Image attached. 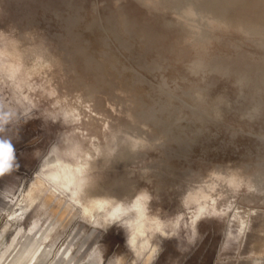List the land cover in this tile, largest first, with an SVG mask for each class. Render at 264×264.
Wrapping results in <instances>:
<instances>
[{
	"label": "rangeland",
	"instance_id": "obj_1",
	"mask_svg": "<svg viewBox=\"0 0 264 264\" xmlns=\"http://www.w3.org/2000/svg\"><path fill=\"white\" fill-rule=\"evenodd\" d=\"M60 1L63 2L64 4L62 5ZM71 1L70 0H57V3H58L57 4L56 0H49V1L48 0H36L33 3V5H31L32 7H30V10L32 12L31 14H32L33 21H31V22L28 21L29 22L28 23V22H26V20H20L21 22H18V25L13 26V25H11L13 20L15 18L20 17L21 14L24 13V10L22 7L18 6L15 3L13 6L12 0H9V1L0 0V33L2 32L4 34L3 31H5L7 33L10 32V34L12 32V35H15V34H19V32H21L23 30V32L26 31L25 33L32 35V37L35 40L34 41L32 38V41H33L32 43H34L35 45H37V44L41 45V42L37 41V39H38L37 37H39V36H42V44L47 45L46 42H49L48 39H50L49 38L50 36L48 37L47 41H45L44 39L47 38L48 34L53 36V37H51V39L52 38L54 39V37H55V35H53L54 33H57V34L63 33L66 30L70 34L71 33L77 34L75 40L73 41V45H74L75 50L78 47H79L78 49H80L81 46L83 47L85 44H87L88 36H86V35H88L89 31L97 32L99 34H103L105 37L108 36L107 38H109V36L111 34H114L113 36L116 38V40L119 44H122V45L128 47L136 55L135 58L132 59V61L134 63H138V64L142 65V68H137L139 66H137V64H133V65H136V66L132 67L133 72H135V73H138L139 71L143 72L141 75L143 77H145L146 80H148L151 85L152 84H153V86L155 85L156 88H158V87L162 88V86H158L159 83L158 82L156 83V79L157 80L160 79L159 82L163 80V84H165L163 87L166 89H169V91H171L172 94H174L173 96H174V99L177 103H179V102L182 103L183 101H185V102H183V104H184V107L186 109L185 110L186 115L184 116V118L181 119L182 123H187L188 121H191L190 120L191 114H189L190 109H192V110L194 109L193 111L201 112L196 108L197 103L190 97V95H187V93H186L187 91H190L196 87L199 88V86H200V88H205V87H207V85L211 84V85H213L212 90H213V88L215 90V91L213 90L214 92L221 91V93L227 94V91H230L228 89L232 88L231 91L232 90L235 91L234 87L236 86L234 82H231L232 81L231 79H230V82H231V84H230V83H228L229 78L227 79L223 75L221 76V74L214 72V71L212 73H210L209 72L210 70H208L206 68L200 70L199 72L198 71L193 72V70H191V68H190V64L192 63L193 57L194 58H195V56L197 57L198 54H200V55L203 54L202 56L207 57V58L209 56H212V55L214 57L216 56V58H218L217 56H220V54H221V56H225V57H233V56L238 55V53H237L238 51H241V52L243 51V52H245V54H246V52L250 53V54H247V56H250V59L255 57L254 58L255 63L253 65L258 66V64H257L258 60H256V59L257 58L259 59L260 57L264 56L263 52L261 50H259V48L255 45L254 39L252 40L251 38L245 37L246 39H248V40H246L245 38H243L242 35L234 34V33L223 31V30L220 31V29H218V28L216 29V27H215V30H213L214 29L213 25H210L211 27L209 26V30L211 31V36H212V34H213V36H212L211 40L206 43V44H208V46L205 44V47H206L205 48L204 45L203 46L195 45L194 41L189 40V37H191L190 36L191 33L189 34L188 31L190 29L185 24L181 25L182 24L181 22H179V23H181V24H179L178 22H175V20H174V11L176 10L178 12H182V9L185 5V0H184V2H181L183 7L178 6L179 5L178 4L176 6V8H173L171 11L164 12V13L161 12L160 10H152L151 11L150 9H148L145 6L144 3H142V4L140 3V2H142V0H119V2L121 1L120 3L118 2V0H109L108 2L105 0H102V1H100V0H89L90 2H88V0L87 1L86 0H80V1L77 0V2H75V3H73L74 0H71ZM99 1L101 4L99 3ZM78 2H80V3H78ZM105 2H107V3H105ZM114 2L116 5H114ZM189 2L187 1L186 5H189L190 4ZM54 3H56V4H54ZM81 3H83V4H81ZM138 3H140V5H138ZM41 4H43V5H41ZM96 4H99V5L97 6ZM143 4H144V6H143ZM87 5H89V6H87ZM106 5L107 6L110 5L108 8L110 9V7H111L112 11L109 10ZM44 6H45V8H44ZM49 6H51L53 8H51ZM69 6H71V8H70L71 10L69 9ZM116 6L117 7L121 6L120 7L121 9L117 8ZM15 7H17V8H15ZM88 7H89V9H88V11H86ZM180 7L182 9H180V10L177 9ZM13 8L16 10L14 11ZM116 8H117V10L119 9L120 13H119V11L115 10ZM133 8L135 10H133ZM39 9H41V10L39 11ZM131 9H132V11H131ZM63 10H65V11L63 12ZM124 10H125V13H124ZM73 11H78L82 21L80 20L78 23H72L71 24V22L69 21L68 15ZM104 11H106V13ZM85 12L86 13L88 12L87 16H86ZM158 12H159V15H158ZM47 13H49V14H47ZM65 13H67V15ZM80 13H82V14H80ZM50 14H51V16H50ZM62 14H65V15H62ZM88 14H90L91 16ZM124 14L125 15L129 14V15L125 16ZM161 14L164 18L161 16ZM107 15H109V16H107ZM132 15H134L135 17ZM64 16H66L67 18H64ZM89 16L90 17L93 16V17L90 18ZM115 16H117V17H115ZM149 16H151L152 19L153 18L154 19L152 20L151 17H149ZM155 16L156 17L160 16V17H158L156 19ZM128 17L130 20L127 19ZM130 17L133 18V22H132V19ZM143 17H144V19H142ZM147 17H148V20L150 19L149 21L147 20ZM108 18H109V20H107ZM139 19H140V21H139ZM164 19H165V21H164ZM110 20H112V21L110 22ZM166 20H168V21H166ZM172 20H174V21L171 22ZM155 21H156V23H155ZM94 22H95V24H94ZM112 22H114V23H112ZM153 22L155 24H153ZM54 23H55V25H54ZM150 23H152V24H150ZM169 23L170 24L173 23V24L170 25ZM56 24H57V26H56ZM73 24L75 27L73 26ZM161 24H163V25H161ZM165 24H167L169 27L170 26L171 27L169 28ZM50 25L52 27H50ZM67 25H68V27H67ZM86 25H88V26H86ZM153 25H155L157 27L163 26V28H164L162 37H160L159 42L156 43V45H158V44L159 45L158 46L154 45L157 51L154 49L153 46L150 45L152 47L151 48L148 45V43L146 42L145 37L143 35H141L142 26L144 27L143 30H145V27H147L146 29H148L150 27H153ZM184 25H185V27H184ZM29 26H31L32 30L29 28ZM42 26H43V29H42ZM45 26L47 28L49 27L50 29L52 28L51 30H53V31L46 29ZM7 28L9 30L11 28V30L9 31ZM14 28H15V30H14ZM12 29L14 30V32ZM36 29L38 32L36 31ZM127 29L131 30V31H127ZM167 29H170L171 32H170V30H167ZM41 30L46 32V35L44 32H43L44 33V35H43ZM54 30H56V32ZM60 30H62V32H60ZM77 30H78V33H77ZM182 30L185 31L184 33H188L189 36H188V34H183ZM57 31H59V32H57ZM179 31H180V33H179ZM213 31H215V32H213ZM216 31L218 33H216ZM28 32H30V33H28ZM190 32H191V30H190ZM38 33H41V35H39ZM215 34L218 35L220 39L219 38L218 39L213 38V37H216ZM174 35L175 36L177 35V36L175 37ZM179 35H181L180 37L182 39V42H184L183 44L179 41L180 37L178 40ZM182 35H186L188 37L182 36ZM35 36H37V37H35ZM238 37L241 38V40H239ZM260 37L263 38L264 36H260ZM260 37H258V38L256 37V39L261 40L262 38H260ZM2 38L3 37L0 36V43L2 42V44H0V46L4 47L3 45H5V41ZM186 38H187V40H186ZM229 38H230V40H229ZM232 38L234 40H232ZM39 39L41 40V37ZM53 39L50 40V43H49L50 45H52L55 42V40H53ZM225 39L227 40V42H224V41H226ZM43 40L45 41V43H43L44 42ZM188 40L192 44H189ZM228 40L232 43L231 44V45H233L232 47H235V45L239 41L238 43L240 46L238 44L236 46H238V48H240L242 46L241 48H246V49L242 50L240 48L241 50H239L237 47H235V49H233ZM242 40L245 42L244 43L245 47L242 44L243 43ZM84 41H85V43H83ZM161 41H163L164 43L162 44ZM170 41H171V43H170ZM176 41H179L180 43L176 42ZM216 41L217 42L220 41V42L217 43ZM173 42L176 43L174 46H173ZM234 42H236V44ZM80 43L83 45H81ZM187 43H188L189 47L187 46ZM193 43H194V45H193ZM226 43H228L229 46H226L227 45ZM178 44H179V46H178ZM246 44L249 47L248 46L246 47ZM161 45H163V46H161ZM251 45H253V46H251ZM167 46H168V48H167ZM176 46L178 47L177 50L179 52L178 51L176 52L175 51L176 49L173 48ZM185 46H187V47H185ZM197 47H199L200 49L199 48L197 49ZM186 48H188V49H186ZM247 48H248V51H247ZM2 49L0 48V51ZM171 49H172V51H171L172 54L170 52ZM185 49H186V52H185L186 55L184 53ZM145 50H147V51H145ZM149 50H150V52H149ZM153 50H154V52H153ZM168 50H169V52H168ZM205 50L207 51V53ZM235 50H236V52H235ZM250 50H252V51H250ZM115 51H117V53L119 54V55L118 54L117 55L121 59H123V60L128 59V57L126 56L127 54H125L124 51L117 50V49H115ZM158 51H160V52L158 53ZM161 51H164L165 53L161 52ZM194 51L197 53V55H196V53H194ZM198 51H202V52L198 53ZM227 51H229L228 52L229 54L227 53ZM122 52L125 54V56ZM175 52H176V54H175ZM251 52H252V54L253 53L254 54L252 55ZM258 52L260 53L259 55H258ZM121 53L123 54V57H122ZM168 53H169V56L167 57ZM183 53H184V55H183ZM146 54H148V55L146 56ZM163 54H164V56H163ZM179 55H181V56H179ZM155 56H157L156 57V58H158L157 60H156ZM3 57H5V58H3L5 60V62H7V61L9 62V60H11L10 57H8V56L3 55ZM6 57L9 60L8 59L6 60ZM147 57H149V59H147ZM159 58H160V60L163 58L161 62L159 61ZM167 58H169V59L167 60ZM216 58H214V59H216ZM76 59H77V61H80L83 59V56H81L80 54H76L75 58L73 59V62H74L73 65L76 64V65H74L75 70H72L73 72L70 71V72L65 73V74L71 73L69 76L70 78L68 77V74L64 75V73L62 75L58 74L57 76H59V77L58 78L54 77L53 79L50 78V76H48V73L46 74L48 77H46L45 74L43 75V74L38 73L37 75H39V77H36L37 76L36 73L33 74V78L29 77V81H30V79H32V81H30L31 85H30V89L28 92L29 94L27 93L26 95L21 93L22 91L20 89L14 88L12 86V83L9 81L8 77H0V81L3 83L2 84L0 82V93H1L0 94V145L9 146L11 148V151L8 153L6 158H4L3 160H0V164H2V168H0V264H61V262H62L61 256H63V255H65V257H66V259H65L66 264H227V263L228 264H233V263L234 264H240V263L245 264V262H243V261H246V260L248 261V262H246L248 264H263V262H264V248L259 253L255 254V255L248 253L247 249L249 250V247H250L249 246V240L246 238L245 234H241L239 237H235L236 235L234 236V234H238L237 230H235L237 228L234 225V222H231L229 220L230 219L229 214L204 213V214H201L198 218H196L194 220V223L191 225L192 218H191V214L188 212V210H185L182 208L183 209L182 213L180 215H178L180 213L181 207H178L177 199L174 196V194H172L171 189L167 193L162 194L160 198H151V200H150L151 203L149 205L148 210L151 214L156 216V218L159 222H161V227L163 228V231L160 229H157V230H153L152 228L148 229L146 233L148 235V238L150 239L151 244L154 245L152 255H151V257H149V254H150L149 250H143L138 255L137 253H135L136 251L134 248H131L130 245H129V248H127V246H126V238H127L126 235H129V231L127 230V228L125 227V224L122 221H120L119 219L113 218V219L105 220L106 222H103L101 225H99L98 223L95 224L93 222L95 220V218H97V216H101V214H103V212L100 211L99 208H97V207L93 208L92 214L95 217H92V218L89 217L88 214L85 213L86 209L83 207V205L78 203L72 197V195H70L68 192H66L65 190H63L62 188H60L59 186H57L53 182L47 180L43 176L42 171H43V168L45 169V167H44V165L46 164L45 162L53 160L57 156L58 153H62L63 151L66 150V148H68L69 146H71L75 142H79V141L85 142L87 140L86 138L88 136H91V132L93 133L95 131L94 130L95 126H96V129H97V127H101V130L103 129V133H105V134L107 133L109 135H111L113 132L118 131L119 129L124 128V126L126 128H128V127L132 128L131 123H133V121L131 118H129L127 111H126V104H125L126 103L125 98L127 97L126 94H124V92L122 90H118V89H120L119 86L118 87L115 86V88H113L114 91H106V90H108V89H106L107 87L103 86L102 89L100 91H98L96 95H99L98 100L104 99L106 101L105 102L103 100L105 102V104L103 105L104 102L101 103V101H99L97 103V100H96L97 96L95 97L96 99H93V98L89 99V100H91V99L96 100V102L95 101L92 102L93 100L89 101L88 100L89 97L86 95V90H85L84 86L88 85L89 83L93 84L95 74H93L92 72H89V70H91L89 68H91V67L88 63H86L85 61L82 60L81 62H79V63H81L79 65V63L76 61ZM154 60L157 62H153ZM126 61H128V60H126ZM254 61L252 60L251 63H253ZM150 62L153 65L150 64L151 65L150 66L149 65ZM82 63H85V64H83V66H82ZM148 65L152 68L148 69L149 68ZM155 66H157V67H155ZM182 66H183L184 70L182 69ZM158 67H160V68H158ZM81 69H83V71ZM158 69H160V70L162 69L165 73L162 70L160 71ZM165 70H168V71H165ZM171 70H172L173 75H172V73H168L169 71L171 72ZM204 70L207 71V75L209 74L208 76H205L206 72ZM91 71L94 72V70H91ZM174 71L176 73H174ZM178 71L180 74L178 73ZM156 72H158V73H156ZM183 72L186 74L188 73L187 76ZM81 73H83V74H81ZM167 73L172 75L171 79ZM72 74L73 75L76 74V75L72 77L71 76ZM89 74H90V77H89ZM163 74H166V75H163ZM176 74L178 76H180L179 77L180 79L178 78V76H176ZM203 74H205V75L203 76ZM211 74L214 76H212L210 79L209 77L211 76ZM40 76H41V78H40ZM188 76L192 79L194 78V80H192V79L190 80V78L188 79L187 78ZM197 76H198V80L195 79V78H197ZM35 77L38 79V81H36ZM87 77H88V79H87ZM214 77H215V79H214ZM49 78H50V80H49ZM62 78H64L63 79L64 81H65V79L70 80V81H68V83H67V81L63 82V81H61ZM153 78L155 79V81L154 80L151 81V79H153ZM51 79H52V81H51ZM54 79H55V81H54ZM58 79H60V80H58ZM84 79H85V81H84ZM167 79L169 80V82L166 81ZM203 79H205L207 81L209 79L210 80L207 82ZM180 80L183 81L186 85L184 83H182V85H181V83H179V82H181ZM195 80L198 81V84H200V82L202 84L205 82L204 86L202 84H200V85L196 84L197 82H195ZM225 81L228 85L226 83H224ZM51 82H52V84L54 82H56V83H54V86L57 88L55 91L56 96H55V94H51V93L47 92L49 90V87H52V85L50 84ZM188 82H189V84H188ZM34 83H36V84H34ZM63 83H65V85ZM172 83H173V85H172ZM260 83H261L260 81H257L258 85ZM58 84H62L65 87L62 88V85L58 86ZM263 84H264V82H262L260 85L262 86ZM80 85H81V87H80ZM169 85H170V87H169ZM174 85H176V87ZM211 85L209 86L210 88H211ZM223 85H224V87H221ZM226 85H227L228 89L225 88ZM177 86H178V88H177ZM45 88H47V89H45ZM181 88H182V90H181ZM215 88H217V89H215ZM221 88H222V90H221ZM170 89H173V90H170ZM174 89H176V91L179 90V91H177L178 94H176L177 92ZM58 90H60V92H58ZM223 90H225V91H223ZM75 92H76V94H73ZM117 92H118V94L121 93L122 96H121V94L118 95ZM15 93H17V94H15ZM58 93H60L61 96L65 97V99L62 100L61 102L56 101V97H57ZM102 93H104L108 97H110V100L109 99L107 100L108 97L106 98L105 95ZM229 93L230 92H228L227 95L229 97L232 96V94L231 93L229 94ZM19 94H20V96H18ZM60 94H58V95H60ZM100 94H101V96H100ZM78 95L83 96L84 98H82V99L83 100L86 99L85 101L88 100L87 103L90 104L91 107H93V108L90 107L91 110L93 109V112L91 110H89V111L92 112V114L96 113V117H98L97 118L98 120H95V122H97L96 124H98V125H96V124L94 125V122H91L92 124L89 123L90 121H93L94 119L90 120V119H88V117H87V119L89 120L88 122L85 121L86 118H84V120L82 118V120L84 122H87L86 124L85 123L83 124V122H79L80 119H77V121H76V120H72L69 117L65 116V113H64L65 106L64 105H67L71 99H74ZM123 95L125 96V98H124L125 100L123 99ZM16 96H17V98H16ZM119 96H121V97H119ZM179 96H180V98H179ZM181 96H185V97H181ZM115 97H116V100L115 99L113 100V98H115ZM178 98L182 99L183 101L181 102V100H179ZM68 99H69V101H68ZM112 100L114 101V104H112V102H113ZM118 100L120 101V103ZM18 101H19V103H18ZM191 101H193V102L191 103ZM11 102L14 103V104L13 103L12 104H13V106H16V108L12 106ZM89 102H91V103H89ZM115 102H117L118 104ZM188 102L190 104H187ZM119 104L121 106L120 111L118 109ZM263 104H262V106H260V110H263V117L261 116L263 120L261 119V117H260V119L264 122V105ZM3 105H4V107H3ZM113 105H116L117 107L113 106ZM186 105L189 107H187ZM193 105L195 106L194 108H193ZM103 106H105V107H103ZM122 106H124V107L122 108ZM190 106H191V108H190ZM97 107L101 110H99ZM105 108L107 109L106 111H105ZM207 110L208 111L210 110L211 112L209 111L210 112L209 113L208 111H206L207 113H203L202 116L208 121V123L213 128L212 130H210V131H212L211 133L214 135L216 134V135L215 136L212 135L211 137H209V139L208 138L205 139V141H203V140L199 141L198 144L203 145L204 142H207L206 140H209L208 144H207L208 146H206V147L195 146L189 150V153L187 156L178 155L177 154L178 151L173 150L175 152L174 153L175 155L172 154L171 157L169 158V160H166V161L167 162L170 161L171 164H173L172 162H175L176 165H178V166L180 165L181 168H182V166H184L183 163H185L184 167H187V166L192 167L193 166L192 169H195V170H193V174H194V172H195V174H196V172L200 173V177H203V178H206L207 175L209 178L210 177L213 178L214 177L213 175L214 174L217 175L218 172H220V171L222 172V169H223V172H225V170L227 171V169H229L230 167H232L230 169L233 170L234 166H236L237 168H236V172H235V168H234L233 172L238 173L239 171H237V170L238 169L240 170L239 166L243 167V165L245 166L246 164L248 165V164L252 163V164H250L251 165L250 170H248V168H250L249 167L250 165H248V168H246L247 166L243 167L246 170L241 168L240 174L244 173V171H246V172L240 176L243 178L245 176L246 177L244 179L242 178L238 183L229 182V180H228L229 178H225V175L223 174V172H222V174L220 172V174H218V176H215L214 178H216V179H214V181L215 182L217 181V183H219V186H218V184L216 185L217 188L220 187L219 190H221L222 188L225 187L223 190H226L227 193L230 191L229 194H227L228 196H226V193H223L226 197L224 196L225 198H222V197L219 198V202H223V200H225V199H227V200H225L224 202L229 201L230 199L232 200L233 197H231V196L235 195L233 200L234 201L236 200V203L243 205L245 207H255V208L263 210L264 199L261 200V198L264 195V193L262 191H259L258 185H254V184H256V182L252 181L253 179H252V177H250V174H251L250 172L252 171V168H253V170L254 169L258 170L260 167L264 168V164L262 163V161L264 162V160L262 159L264 157V154H263L264 153V149H263L264 145L262 144V143H264V140H263L264 133H263V136L260 135V133H262V132H261V130L258 131V128H257V126H261L263 124V122H261L260 119L255 120V123L253 122L254 124H252V125H253V127L255 126V128H256V134H255L254 133L255 130H253L254 132L252 131V133H251L252 125L250 127V125L243 122L241 120V118L237 115V113L235 112L234 109H233V111L230 110L229 113L224 114L221 117L220 121L215 119L216 118L215 113L212 109L207 108ZM102 111L105 113L108 112V114H106L107 116L105 114H103ZM87 113L89 114V112H87ZM98 114L101 115V117H103V119H102L103 122L101 121V118ZM125 114H127V115H125ZM121 115H123V116H121ZM83 117H85L84 114H83ZM112 117H113V119H117V120H115V122H112L113 121ZM124 117H126V118H124ZM231 117H233V118H231ZM238 117L240 119H238ZM119 118H122V119H119ZM118 119H119V121H118ZM187 119H189V120H187ZM258 120L260 122H257ZM98 122H100V123H98ZM221 122H224V124L225 125L227 124V125L225 126ZM226 122H228V123H226ZM232 122H234V123H232ZM212 123L215 126L217 124L221 123L222 127L215 128V126ZM239 123H241V124L238 125ZM90 124L93 125L91 127H93L92 129L94 131H92L90 127L89 128L91 131L89 130L87 125H90ZM140 124L145 126V127L147 126L146 128L143 126H139V128L142 130L141 134L145 137V140L147 141V143H151V142L154 143L155 137L153 135L151 128L149 127L150 128L149 129L148 125H146V124H143V123H140ZM99 125H101V126H99ZM232 125H233V127H232ZM246 125H248V126L245 127ZM86 126H87V128H86ZM103 126L104 127L106 126V127L104 128ZM113 126H114V128H113ZM186 126L190 127L191 124L188 123ZM223 126L225 129L223 128ZM231 128H233V129L231 130ZM242 128H243V131H242ZM245 128H246V130H244ZM248 128H250V129H248ZM86 129H88V130H86ZM147 129H148V131H147ZM247 129L250 132H248ZM149 130H150V132H149ZM108 131H110V132L112 131V132L110 133ZM135 131H137V130H135ZM135 131H133V132H135ZM246 131L248 134L245 133ZM103 133L100 134V137L102 138V140L104 142H106L108 139L103 135ZM244 133L247 136L244 135ZM249 133H251V135ZM147 134H149V136ZM235 134H237V135H235ZM257 134H259L258 136H260V137H258ZM231 136H233V137H231ZM146 137L149 140H147ZM256 137H257V140H256ZM261 137H263V138H261ZM223 139H225V141ZM258 140L262 141V143L260 141V143L262 144L261 148L259 146L261 144L259 143ZM254 141H255V143L252 144V142H254ZM201 142H203V143L200 144ZM231 142H233V143H231ZM226 143H229V144L226 145ZM254 144H255V146L253 147L252 145H254ZM223 146H225V147H223ZM150 147H152V146H150ZM153 148H155V147H153ZM150 151H152V150H150ZM259 151H260V155L262 156L261 158H259L260 157ZM246 152H247V154H246ZM252 152L253 153L256 152V153H254V154H256L255 158H254V154ZM249 154H251V155H249ZM241 155H243V156L241 157ZM245 155H246V157H245ZM258 155H259V157H258ZM256 156H257V158H256ZM187 158L189 160H186ZM237 159H238V161H237ZM251 159L253 160V162ZM256 159H257V161L259 159H261V161L259 160L261 162V164H259V166L256 164V162H257ZM246 160L248 162H246ZM230 161H231V163H230ZM243 161H245L244 163H246V164L243 163V165H242L241 163ZM259 161H258V163H260ZM211 162H213V163H211ZM223 162H225V163H223ZM238 162H239V166H238ZM216 163H218V164L221 163V164L216 165ZM228 163L230 165H228ZM233 163H234V165H233ZM222 164H224V166H226V168L223 167ZM211 166L213 168H215L218 172L216 170H213V168ZM217 166H221V167L220 168L218 167L219 168L218 169ZM252 166H254V167H252ZM256 166H257V168H256ZM158 167H160V165H158ZM208 167H209V170H208ZM210 169H212V170H210ZM242 170H243V172H242ZM260 170H263V169L261 168ZM210 171L211 172L213 171L214 174L212 175ZM176 172H178V174H181V172H179L178 170ZM208 172H210V173L208 174ZM203 173H205L206 176L202 175ZM254 175H256V174H254ZM222 176L224 179L222 178ZM208 177L206 179L209 180ZM217 177H219V178H217ZM218 179L220 180L219 182H218ZM250 179H251V181H250ZM224 181L226 183L225 184L226 186L224 185V187H222L223 185H221V183L222 182L224 183ZM243 181H246V182H243ZM241 182L244 183V185H242ZM246 184H248L250 187L248 188V185L245 186ZM254 186H256L257 188ZM238 187L239 188L241 187V188L239 189ZM252 187H253V189H252ZM226 188H230V190L226 189ZM232 188H234V189H232ZM247 189L249 192L247 191ZM236 190H238V194H237V192L235 194ZM252 190H255L256 193H254ZM222 192H225V191H222ZM236 196H238V197H236ZM249 196H250V198H249ZM48 197L49 198L51 197L53 199V202H50ZM228 197H229V200H228ZM56 201H59L61 203V205L66 207L68 212H69L67 215V217L68 216L69 217L68 218L66 217L65 219H63L64 222H61L62 218H63L62 213L54 208V206H55L54 204ZM241 202H243V203H241ZM256 204L259 205L260 207L257 206ZM60 215L62 218H59ZM231 219H233V218L231 217ZM113 220H119V221L117 223H113L111 226L107 227V225L112 223ZM175 220H177V221L175 222ZM121 225H123V227ZM196 225H197V227H195ZM181 234H182V236H181ZM244 246H245V248H243ZM36 247H38V250L36 252V254L38 256L28 262V260H27L28 253ZM243 251H245V254ZM246 251H247V253H246ZM4 254H7V257L4 260H2V257ZM70 259H72V260L69 262ZM237 261H239V263H237Z\"/></svg>",
	"mask_w": 264,
	"mask_h": 264
},
{
	"label": "bare ground",
	"instance_id": "obj_2",
	"mask_svg": "<svg viewBox=\"0 0 264 264\" xmlns=\"http://www.w3.org/2000/svg\"><path fill=\"white\" fill-rule=\"evenodd\" d=\"M7 1H9V0H7ZM35 1L36 0H12L13 6L15 3L18 6L22 7L24 10V13L21 14L20 17L15 18L13 20L12 24L11 23L10 24L13 26H16V25H18V22H21L20 20H26V22L33 21L32 14H31L32 12L30 10V7H32L31 5H33V3ZM100 1H102V0H100ZM100 1H99V3H100ZM105 1L108 2L109 0H105ZM187 1L188 2L190 1L189 5H186ZM75 2H77V0L73 1V3H75ZM88 2H90V1L88 0ZM107 2H105V3H107ZM118 2H119V0H118ZM181 2H184V0H142V2H140V3L141 4L144 3L145 6L148 9H150L151 11L152 10H160L161 12L164 13V12L171 11L173 8H176V6L178 4H179L178 6H182ZM56 3H57V0H56ZM56 3H54V4H56ZM78 3H80V2H78ZM140 3H138V5H140ZM61 4L63 5L64 3L61 2ZM81 4H83V3H81ZM144 4H143V6H144ZM41 5H43V4H41ZM96 5L98 6L99 4H96ZM114 5H116L115 2H114ZM185 5H184V7L182 6L183 9L181 7L177 8L179 10L182 9V12H178L176 10H175L176 12L174 11V20H175V22H178V23L181 22L182 24L179 23L181 25L185 24L191 30V32L189 30L188 33L189 34L191 33L190 36L193 39L191 37H189V40L194 41L195 45H197V46H203L204 45V47H205V44L207 42H209L213 36V34L211 36V31L209 30V26L213 25L214 26L213 30H215V27H216V29L218 28V29H220V31L223 30V31L234 33V34L242 35L243 38L247 37V38H251L252 40L254 39L255 45L264 54V39H263L264 37L263 38L260 37V36H264V0H185ZM71 6H69V9L71 8ZM87 6H89V5H87ZM109 6H107V8ZM49 7H51V6H49ZM120 7L121 6H119L117 8L121 9ZM15 8H17V7H15ZM44 8H45V6H44ZM51 8H53V7H51ZM117 8L115 10H117ZM88 9H89V7L87 8L86 11H88ZM111 9L112 8L110 7L109 10H111ZM119 9L117 11H119ZM15 10L16 9H14V11ZM40 10L41 9H39V11ZM133 10H135V9L133 8ZM64 11L65 10H63V12ZM131 11H132V9H131ZM104 12L106 13V11H104ZM87 13H86V16H87ZM119 13H120V11H119ZM124 13H125V10H124ZM47 14H49V13H47ZM65 14L67 15V13H65ZM65 14H62V15H65ZM80 14H82V13H80ZM88 15H90V14H88ZM128 15L126 14L125 16H128ZM158 15H159V12H158ZM50 16H51V14H50ZM107 16H109V15H107ZM132 16H134V15H132ZM161 16H162V14H161ZM92 17H90V18H92ZM115 17H117V16H115ZM149 17H151V16H149ZM158 17H160V16H157L156 19ZM64 18H67V17L64 16ZM68 18H69V21L71 22V24L72 23H78L81 20V17L79 15L78 11L71 12L68 15ZM127 19L130 20L129 17ZM131 19L133 22V18H131ZM142 19H144V17ZM151 19H152V17H151ZM107 20H109V18ZM147 20H148V17H147ZM174 20H172L171 22H173ZM111 21L112 20H110V22ZM139 21H140V19H139ZM164 21H165V19H164ZM166 21H168V20H166ZM112 23H114V22H112ZM155 23H156V21H155ZM155 23L153 22V24H155ZM94 24H95V22H94ZM150 24H152V23H150ZM172 24H170V25H172ZM51 25H50V27H52ZM54 25H55V23H54ZM161 25H163V24H161ZM165 25H167V24H165ZM185 25H184V27H185ZM46 26H45L46 29H49V30L52 29V28L50 29L49 27L47 28ZM56 26H57V24H56ZM73 26H74V24H73ZM86 26H88V25H86ZM154 26L155 25H153V27H150L148 29H146L147 27H145V30H143L144 27L142 26L141 35H143L145 37V40L148 43V45L153 46L154 49L156 50L154 45H156V43L159 42L160 37H162L164 28H163V26L162 27H159V26L154 27ZM67 27H68V25H67ZM167 27H169V26L167 25ZM29 28L31 29V26H29ZM42 29H43V26H42ZM10 30H11V28H10ZM14 30H15V28H14ZM14 30H13V32H14ZM56 30H54V31L56 32ZM167 30H170V29H167ZM36 31H37V29H36ZM51 31H53V30H51ZM127 31H131V30L127 29ZM3 32H4V34L2 36L3 37L2 39L5 41V45H3L4 47L0 46L1 49L3 48L0 51V77H8L9 81L12 83V86L16 89L17 88L20 89L22 91L21 93H23L24 95H26L29 92L30 85H31L30 81H32V79H30V81H29V77L33 78V74L36 73V75H37L39 73V74H43V75L45 74L46 75L48 73V76H50V78H52V79L54 77L58 78L59 77V76H57L58 74L62 75L64 73V75H67L68 73L65 74L66 72H70L72 70H75L74 65H76V64L73 65V63H74L73 59L75 58L76 54H80L81 56H83L82 60L90 65L91 68H89V69L94 70V72L91 70H89V72H92L93 74H95L93 84L89 83L88 85H85V86L83 85L85 90H86V95L89 97L88 100L90 98H93V99L97 98L96 99L97 103L99 101H101V103L104 102L105 101L104 99H103L104 101L101 98H100L101 100H98L99 95H96L97 92L100 91L103 86L107 87L106 89H108V90H106V91H114L113 88H115V86H117V87L119 86L120 89H118V90H122L124 92V94H126V96H127L125 98V96L123 95V99L124 98L126 99V103L124 102L126 104V111H127L129 118H131L133 121V123H131L132 128H129V127L126 128L124 126V128L119 129L116 132H113L111 135H109L107 133L106 134L103 133V129L101 130V127H97V129H96V126H95L94 127L95 131L92 129L93 127H91V126H93V125H91L92 124L91 122H94V125H95L97 123V122H95V120H98L97 119L98 117H96V113L92 114L93 109L91 110V108H93V107H91V105L87 103L88 100L85 101L86 99L85 100L82 99V98H84L83 96L78 95L74 99H71L70 101L68 99L69 102L66 100L68 102V104L64 105L65 106V108H64L65 109L64 110L65 116L69 117L72 120H76V121H77V119H80L81 121L79 120V122H83V124L84 123L86 124L89 121L88 119H90V120L94 119L93 121L89 122V123H91L90 125H87L88 128L90 127L91 130L94 132L93 133L91 132V136H88L89 138L86 136L87 140L85 142H82V141L81 142L80 141L75 142L74 144H72L71 146L66 148V150L63 151L62 153H58L57 156L53 160L45 162L46 163L44 165L45 169L43 168V171H42L43 176L47 180L53 182L54 184H56L57 186H59L60 188H62L66 192H68L70 195H72V197L78 203L82 204L83 207L86 209L85 213L88 214L89 217H91V218L95 217L92 214V210L95 207L99 208V210L102 211L103 214H101V216H97V218H95V220L93 221L95 224L98 223L99 225H101L103 222H106L105 220H109V219H113V218L119 219L120 221H122L125 224V227L129 231V237L131 240L130 247L135 249V251H136L135 253H137L139 255L143 250H149V252H150L149 257H151L153 249H154V245L151 244L150 239L148 238V235L146 232L148 229H151V228L153 230L160 229L163 231V228L161 227V222H159L157 220L156 216L151 214L148 210L149 205L151 203L150 200H151V198H160L162 194L167 193L171 189L172 194H174V196L177 199L178 207H181L180 213L178 215H180L182 213L183 209L188 210V212L191 214V218H192L191 225L194 223V220L196 218H198L201 214H204V213L229 214V216H230L229 220L231 222H234V225L237 228L235 230H237L238 234H234V236L236 235L235 237H239L241 234H245L246 238L249 240V246L250 247H249V250L247 249L248 253L255 255V254L259 253L264 248V208L262 210V209H258L255 207H245L243 205H240V204L236 203V200L235 201L233 200L235 195L231 196V197H233L232 200L231 199L229 200V197H230L229 196L228 197L229 201L224 202L225 200H227V199H225V200H223V202H219V198H221V197L225 198L226 196H228L227 194H229L230 191L227 193L226 190H223L225 188L224 185L226 184L225 181H224V183L223 182L221 183V185H223L222 187H224V188H222L221 190H219L220 187L217 188L216 185L218 184V186H219V183H217V181L216 182L214 181V179H216L214 177L218 176V174H220L221 171L218 172L212 166L211 167L213 168V170H216L218 172V174L215 175L213 173V171L212 172L210 171L212 175L214 174L213 175L214 177L213 178L210 177L211 178L210 179L207 175V177L209 178V180H208V179H206L207 177L206 178L200 177V173L196 172V174H195V172H194V174H193V170H195V169H192L193 166L192 167H190V166L184 167L185 163H183L184 166H182V168H181L180 165L179 166L176 165L175 162H172L173 164H171L170 161L169 162L166 161V160H169L171 155L175 153L173 150L178 151L177 152L178 155L187 156L189 153V150L195 146H200V147L201 146L202 147L208 146L207 144H208L209 140H206L207 142H204L203 145L198 144L199 141H202V140L205 141V139H207V138L209 139V137L214 135L211 133L212 131H210L213 128L208 123V121L202 116L203 113H207L206 112V111H208L207 108L212 109L214 111L215 117H216L215 119H217L219 121L221 120V117L224 114L229 113L230 110L233 111V109H234L235 112L237 113V115L241 118V120L243 122H245L246 124L250 125V127L252 124L255 123V120L260 119L261 116L263 117V110H260V106H262V104L264 103V86H263L264 84L262 86L260 84L262 82H264V56L263 57L259 56L260 58L256 59V60H258V63H257L258 66L253 65L255 63V61H254L255 57L250 59V56H247V54H250V53L246 52V54H245V52H243V51L242 52L238 51L237 52L238 55L233 56V57H225V56H221V54H220V56H217L218 58H216V56L214 57L213 55L212 56L208 55L209 56L208 58L203 57L202 56L203 54L202 55L198 54V56L197 57L195 56V58L193 57L194 59L192 58V63L190 64V68H191V70H193V72L194 71L199 72L200 70L206 68V69L210 70L209 71L210 73H212L214 71V72L221 74V76L223 75L227 79L229 78L228 83L231 84V82H234L236 86L234 87L235 91L232 90L234 92L233 93L231 91L232 88L228 89V87H227L228 84L226 83V81L224 82L227 84L225 86V88L230 90V91H227V94H228V92H230V93L232 92L231 93L232 96H230V97L227 94L221 93V91H219L220 93L218 91L214 92L215 90H214V88H213L214 91L212 90L213 85H211V84H210L211 88L209 87L210 85L206 84L207 87H205V88H200V86H199V88L196 87L190 91H187L186 92L187 95H190V97L197 103L196 108L201 112L193 111L194 109L193 110L190 109L191 108V106H190L189 114H191L190 115L191 121H188L187 123H182L181 119L184 118V116L186 115L185 114L186 109H185L184 104H183V102H185V101H183L182 99H179L180 98V96H179L178 99L181 100V102L182 101L183 102L177 103L174 99V96H173L174 94H172V92L169 91V89H166L163 87L165 85V84H163V80L159 82L160 79L159 80L156 79V83L157 82L159 83L158 86H162V88L158 87V86H157L158 88H156L155 85L154 86H153V84L151 85L149 83V81L146 80V78L141 75L143 72H140V71L138 73L133 72L132 67L136 66L133 64H137V66H139L137 68H142V65H140L138 63H134L132 61V59L135 58L136 55L128 47H126L122 44H119L117 42L116 38L113 36L114 34H111V35L109 34L110 36H109V38H107L108 36L105 37L103 34H99L97 32L89 31L88 35H86V36H88V38H87L88 42L86 41L87 44H85L83 47L81 46L80 49H78L79 48L78 47L75 50L74 45H73V41L75 40L77 34H72V33L70 34L66 30L63 33H58V34L53 32L54 33L53 35H55V37H54V39L53 38L52 39L55 40V42L52 45H50L49 43H50V40H52L51 37H53V36H51L49 34L47 35V38H45L43 36L45 38L44 39L45 41H47L48 37L50 36L49 37L50 39H48L49 42H46L47 45L42 44V36H39V37L35 36L38 38V39L36 38L37 41L41 42V45H38L37 44L38 42L36 43L37 45H35L34 43H32L33 42L32 41V38H33L32 35L25 33L26 31L23 32V30H22L21 32H19V34H15V35H12V32H11V34H10V32L9 33L5 32V31H3ZM43 32L44 31H42V33ZM57 32H59V31H57ZM60 32H62V30H60ZM170 32H171V30H170ZM184 32L185 31H183V34H188V33H184ZM213 32H215V31H213ZM28 33H30V32H28ZM44 33L46 35V32H44ZM44 33H43V35H44ZM77 33H78V30H77ZM179 33H180V31H179ZM216 33H218V32L216 31ZM38 34L41 35V33H38ZM189 34H188V36H189ZM180 36L181 35L178 36V40H179ZM182 36H186V35H182ZM188 36H186V37H188ZM40 37H41V40L39 39ZM216 37H213V38H215V39L219 38L218 35H216ZM256 37L257 38L260 37L262 39L261 40L256 39ZM238 39L241 40V38H239V37H238ZM33 40H34V38H33ZM186 40H187V38H186ZM189 40H188V43L192 44V43H190ZM229 40H230V38H229ZM232 40H234V39L232 38ZM246 40H248V39H246ZM45 41L43 43H45ZM179 41L182 44L184 43V42H182L181 37H180ZM179 41H176V42H179ZM161 42H162V44L164 43L163 41H161ZM219 42L220 41H218L217 43H219ZM224 42H227V40ZM238 42H237V44L239 45ZM83 43H85V41ZM170 43H171V41H170ZM188 43H187V46L189 47ZM194 43H193V45H194ZM229 43H230V45L232 44L230 41H229ZM234 43L236 44V42H234ZM244 43L245 42L243 41L242 44L245 47ZM0 44H2V42ZM175 44L176 43L173 42V46ZM226 44H225L226 46H229L228 43H226ZM81 45H83V44H81ZM158 45H156V46H158ZM206 45L208 46V44H206ZM236 45H235V47L238 48V46H236ZM253 45H251V46H253ZM161 46H163V45H161ZM178 46H179V44H178ZM187 46H185V47H187ZM232 46L233 45H231V47ZM247 46L248 45L246 44V47ZM235 47H232V48L235 49ZM167 48H168V46H167ZM173 48L176 49L175 50L176 52L178 51L177 46L173 47ZM198 48L199 47H197V49ZM240 48H238V49L239 50L246 49V48H241V49ZM115 49L124 51L125 54H127L126 56L128 57V59H126V60H128V61L121 59L118 56L119 54L117 53V51H115ZM186 49H188V48H186ZM186 49L184 50V53L186 52ZM145 51H147V50H145ZM164 51H161V52H164ZM171 51H172V49L170 50V52ZM247 51H248V48H247ZM250 51H252V50H250ZM149 52H150V50H149ZM153 52H154V50H153ZM159 52L160 51H158V53ZM168 52H169V50H168ZM176 52H175V54H176ZM199 52H202V51H198V53ZM228 52L229 51H227V53ZM235 52H236V50H235ZM184 53H183V55H184ZM194 53H196V52L194 51ZM206 53H207V51H206ZM123 54H122V57H123ZM125 54H124V56H125ZM171 54H172V52H171ZM251 54H252V52H251ZM259 54L260 53L258 52V55ZM3 55L10 57L11 60H9L6 57V60L8 59L9 62L8 61H7L8 63L5 62V60L3 59L5 57H3ZM147 55L148 54H146V56ZM185 55H186V53H185ZM196 55H197V53H196ZM163 56H164V54H163ZM168 56H169V53H168L167 57ZM179 56H181V55H179ZM156 57L157 56H155V58ZM160 58H159V61L161 62L163 58L161 60H160ZM214 58H216V59H214ZM147 59H149V57H147ZM157 59L158 58H156V60ZM168 59L169 58H167V60ZM82 60L77 61V59H76V61L78 63L81 62ZM252 60L254 61L253 63H251ZM153 62H157V61L154 60ZM80 64L81 63H79V65ZM83 64H85V63H82V66H83ZM150 64H151V62L149 63V65ZM151 65H153V64H151ZM150 66L148 69L152 68ZM157 66H155V67H157ZM158 68H160V67H158ZM182 69H183V66H182ZM81 70L83 71V69H81ZM158 70H160V69H158ZM172 70H171V72L169 71L168 73H172ZM165 71H168V70H165ZM158 72H156V73H158ZM205 72H206V75L203 74V76L204 75L208 76L209 74L207 75V71H205ZM174 73H176V72L174 71ZM178 73H179V71H178ZM70 74H68V77L70 76ZM81 74H83V73H81ZM184 74L187 76L188 73L187 74L184 73ZM75 75L72 74L71 76L73 77ZM163 75H166V74H163ZM168 75L170 76V79H171L173 73H172V75H170V74H168ZM41 76H40V78H41ZM48 76L46 75V77H48ZM176 76H178V75L176 74ZM212 76H214V75L211 74V76L209 78L211 79ZM36 77H39V75H37ZM36 77H35V79H36V81H38V79ZM89 77H90V74H89ZM179 77L180 76H178V78ZM215 77H214V79H215ZM50 78H49V80H50ZM187 78L189 79L190 77L188 76ZM52 79H51V81H52ZM63 79L64 78H62V80H61L63 82L67 81V83H68V81H70V80H66V79L64 81ZM87 79H88V77H87ZM168 79L166 80L167 82H169V80H170V79L169 80ZM191 79L192 78H190V80ZM195 79L198 80V76ZM230 79L232 80L231 82H230ZM58 80H60V79H58ZM152 80L155 81L154 78L151 79V81ZM192 80H194V78ZM203 80H205V79H203ZM54 81H55V79H54ZM84 81H85V79H84ZM205 81H207V80H205ZM257 81H260L261 83L258 85ZM195 82H197L196 84H198V81L195 80ZM54 83H56V82H54ZM54 83L53 84H52V82L50 83L52 85V87H49V90L47 92H49L51 94H55V91L57 88L54 86ZM179 83H181V85H182V83H184V82L181 81ZM204 83L202 84L200 82V84H202L203 86H204ZM34 84H36V83H34ZM63 84L65 85V83H63ZM188 84H189V82H188ZM200 84H198V85H200ZM59 85L61 86L62 84H58V86ZM170 85H169V87H170ZM172 85H173V83H172ZM174 86L176 87V85H174ZM64 87L65 86L62 85V88H64ZM80 87H81V85H80ZM221 87H224V85ZM177 88H178V86H177ZM45 89H47V88H45ZM215 89H217V88H215ZM170 90H173V89H170ZM174 90L176 91V89H174ZM181 90H182V88H181ZM221 90H222V88H221ZM177 91H179V90H177ZM223 91H225V90H223ZM58 92H60V90H58ZM15 94H17V93H15ZM58 94H60V93H58ZM58 94L56 97L57 102H61L62 100L65 99V97L61 96V94L60 95H58ZM73 94H76V92ZM102 94H104V93H102ZM117 94H118V92H117ZM120 94H118V95H120ZM176 94H178V92ZM104 95L106 98L108 97L106 94H104ZM18 96H20V94ZM55 96H56V94H55ZM100 96H101V94H100ZM121 96H122V94H121ZM121 96H119V97H121ZM116 97L113 98V100L114 99L116 100ZM181 97H185V96H181ZM16 98H17V96H16ZM93 99H91V100H93ZM108 99L110 100V97H108L107 100ZM91 100H89V101H91ZM96 100H93L92 102H94V101L96 102ZM105 102L103 103V105L105 104ZM192 102L193 101H191V103ZM12 103L13 102H11V104ZM18 103H19V101H18ZM89 103H91V102H89ZM115 103H117V102H115ZM119 103H120V101H119ZM13 104H12V106H13ZM112 104H114V101L112 102ZM187 104H190V103L188 102ZM116 105H113V106H116ZM3 107H4V105H3ZM13 107L16 108V106H13ZM103 107H105V106H103ZM120 107L121 106L119 104V108H118L119 111L121 110ZM123 107L124 106H122V108ZM187 107H189V106H187ZM194 107L195 106L193 105V108ZM89 110H91L92 112H90ZM99 110H101V109H99ZM106 110L107 109L105 108V111ZM87 112H89V114ZM102 113L105 115L108 114V112L105 113L103 111H102ZM83 114L85 117H83ZM127 114H125V115H127ZM123 115H121V116H123ZM99 116H100L101 121H102L103 117H101V115H99ZM87 117H88V119H87ZM239 117H238V119H240ZM262 117H261V119H262ZM82 118H83V120H84V118H86L87 120L85 119V121H87V122H84L82 120ZM124 118H126V117H124ZM231 118H233V117H231ZM112 119H113V117H112ZM119 119H122V118H119ZM119 119H118V121H119ZM115 120H117V119H113V121L112 120L111 121L115 122ZM187 120H189V119H187ZM262 120H261V122H263ZM100 122H98V123H100ZM224 122H221V123L224 124ZM257 122H260V121L258 120ZM140 123L146 124V125H148V128L149 127L151 128L153 135L155 137V140L153 139L154 143L153 142L147 143V141L145 140V137L141 134L142 130L139 128V126H143V125H141ZM188 123L191 124L190 127L186 126ZM221 123L217 124L216 126L213 123L212 124L215 126V128H220V127H222ZM226 123H228V122H226ZM232 123H234V122H232ZM240 124L241 123H239L238 125H240ZM96 125H98V124H96ZM101 125H99V126H101ZM233 125H232V127H233ZM248 125H246L245 127H247ZM87 126H86V128H87ZM143 127H145V126H143ZM90 128H89V130H90ZM113 128H114V126H113ZM223 128H224V126H223ZM254 128H255V126L253 127V125H252L251 133L253 130H255V132L254 131L253 132L256 134V128L255 129ZM257 128H258V131L261 130L262 133H260V132L259 133H260V135L263 136L264 122L261 126H257ZM232 129L233 128H231V130ZM248 129H250V128H248ZM248 129H247V131L250 132ZM86 130H88V129H86ZM135 130H137V131H135ZM244 130H246V128ZM133 131H135V132H133ZM147 131H148V129H147ZM242 131H243V128H242ZM247 131L245 132L246 134H248ZM108 132H110V131H108ZM149 132H150V130H149ZM102 133L108 139L106 142H104L102 140V138L100 137V134H102ZM245 133H244V135H246ZM251 133H249V134L251 135ZM147 135L149 136V134H147ZM235 135H237V134H235ZM258 135L259 134H257V136ZM231 137H233V136H231ZM258 137H260V136H258ZM263 137H261V138H263ZM146 139L149 140L147 137H146ZM223 140L225 141V139H223ZM256 140H257V137H256ZM263 140H264V138H263ZM260 141H259V143H260ZM233 142H231V143H233ZM202 143L203 142H201L200 144H202ZM253 143H255V141L252 142V144ZM261 143H262V141H261ZM227 144H229V143H226V145ZM262 144L264 145V143H262ZM262 144L259 145L260 148H261ZM150 146H152V147H150ZM252 146L254 147L255 144ZM153 147H155V148H153ZM223 147H225V146H223ZM263 149H264V146H263ZM150 150H152V151H150ZM260 151H259V155H260ZM256 152H254V153H256ZM246 154H247V152H246ZM249 155H251V154H249ZM255 155L256 154H254V158H255ZM259 155H258V157H259ZM242 156L243 155H241V157ZM245 157H246V155H245ZM261 157L262 156L260 155L259 158H261ZM188 158L186 160H189ZM256 158H257V156H256ZM262 159L264 160V157ZM259 160L261 161V159H259ZM237 161H238V159H237ZM256 161H257V159H256ZM258 161L256 162V164L259 166V164H261V162L259 161L260 163H258ZM225 162H223V163H225ZM244 162L245 161H243L241 164L243 165ZM246 162H248V161L246 160ZM252 162H253V160H252ZM211 163H213V162H211ZM230 163H231V161H230ZM262 163L264 164L263 161H262ZM220 164L216 163V165H220ZM244 164H246V163H244ZM250 164H252V163H250ZM250 164H248V165H250ZM158 165H160V167H158ZM222 165H223V167L226 168V166H224V164H222ZM228 165H230V164L228 163ZM233 165H234V163H233ZM248 165L247 164L245 165V166H247L246 168H248ZM238 166H239V162H238ZM245 166L243 165V167H245ZM218 167L220 168L221 166H217V168ZM239 167H240V170L239 169L237 170V171H239L238 172L239 174L235 173L236 168H237L236 166L233 167V170L235 168V172H233V170L230 169L232 167L227 169V171L224 169L225 172H223V169H222V172L225 175V178H229L228 179L229 182L238 183L243 178L240 175L244 174L246 171H244V173L240 174L241 168H243V167H241V166H239ZM249 167L250 168H248V170L251 169V165ZM252 167H254V166H252ZM256 168H257V166H256ZM261 168L263 170H260ZM177 170L179 172H181V174H178V172H176ZM208 170H209V167H208ZM210 170H212V169H210ZM244 170H246V169H244ZM210 172H208V174ZM222 172H221V174H222ZM242 172H243V170H242ZM250 173H251L250 177H252V179H253L252 181L256 182V184H254V185H258L259 191H262L264 193V168L260 167L258 170H256V169L253 170V168H252V171ZM254 174H256V175H254ZM202 175H205V173H203ZM219 177H217V178H219ZM222 178H223V176H222ZM219 181L220 180L218 179V182ZM250 181H251V179H250ZM243 182H246V181H243ZM242 185H244V183H242ZM247 185L248 184H246L245 186H247ZM249 187L250 186L248 185V188ZM254 187H256V186H254ZM230 188H226V189L230 190ZM232 189H234V188H232ZM252 189H253V187H252ZM222 191H225V192H222ZM247 191H248V189H247ZM252 191L254 193H256L255 190H252ZM236 192L238 194V190L235 191V194H236ZM223 193H226V196ZM236 197H238V196H236ZM249 198H250V196H249ZM48 199L50 200V202H53V199L51 197L50 198L48 197ZM262 199H264V195L262 196L261 200ZM241 203H243V202H241ZM54 205H55L54 208L62 213L63 218L61 217V215L59 218H62L61 222H64L63 219H65L69 213L67 208L64 207L63 205H61V203L59 201H56ZM257 206H259V205H257ZM231 217L233 219H231ZM177 220H175V222ZM195 227H197V225ZM181 236H182V234H181ZM243 248H245V246ZM247 251H246V253H247ZM243 252L245 254V251H243ZM71 260L72 259H70L69 262ZM243 262H245V264H248V263H246V262H248L247 260L243 261ZM237 263H239V261H237ZM263 264H264V262H263Z\"/></svg>",
	"mask_w": 264,
	"mask_h": 264
},
{
	"label": "clouds",
	"instance_id": "obj_3",
	"mask_svg": "<svg viewBox=\"0 0 264 264\" xmlns=\"http://www.w3.org/2000/svg\"><path fill=\"white\" fill-rule=\"evenodd\" d=\"M0 36H3V33H0ZM11 151V148L9 146H4V145H0V160H3L4 158H6V156L8 155V153ZM0 168H2V164H0ZM119 220H113L112 223L108 224V226H111L113 223H117ZM123 227V225H121ZM126 246L129 248V245L131 243L130 237L129 235H126Z\"/></svg>",
	"mask_w": 264,
	"mask_h": 264
},
{
	"label": "crops",
	"instance_id": "obj_4",
	"mask_svg": "<svg viewBox=\"0 0 264 264\" xmlns=\"http://www.w3.org/2000/svg\"><path fill=\"white\" fill-rule=\"evenodd\" d=\"M38 250V247L34 248L33 250H31L29 253H28V256H27V260L28 262L31 261L32 259L36 258L38 255L36 254ZM7 257V254H4L3 257H2V260H4L5 258ZM61 259H62V262L61 264H66L65 262V255L61 256Z\"/></svg>",
	"mask_w": 264,
	"mask_h": 264
}]
</instances>
